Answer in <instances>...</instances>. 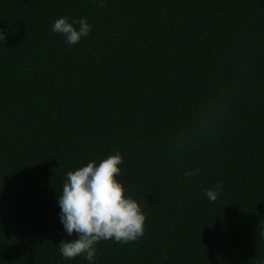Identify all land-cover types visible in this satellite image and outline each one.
<instances>
[{
  "label": "trees",
  "instance_id": "16d2710c",
  "mask_svg": "<svg viewBox=\"0 0 264 264\" xmlns=\"http://www.w3.org/2000/svg\"><path fill=\"white\" fill-rule=\"evenodd\" d=\"M0 29V264H264V0H0ZM115 154L144 234L65 259L66 174Z\"/></svg>",
  "mask_w": 264,
  "mask_h": 264
},
{
  "label": "clouds",
  "instance_id": "9594fccd",
  "mask_svg": "<svg viewBox=\"0 0 264 264\" xmlns=\"http://www.w3.org/2000/svg\"><path fill=\"white\" fill-rule=\"evenodd\" d=\"M74 25H79V29ZM91 30L87 18L70 23L68 17H61L52 26L53 32L64 35L66 42L73 45L88 36ZM3 31L0 29V39L6 41ZM122 162V156L115 154L102 160L98 166L93 161L66 174L62 193L57 197L61 209L59 215L66 233H75L78 238L62 240L58 244L65 259L83 253L87 260L93 261L98 241L114 238L117 242L127 243L143 236L145 215L134 199L125 197L122 184L116 180ZM194 174L189 171L185 177ZM220 187L217 185V190H206L205 195L210 201L217 200Z\"/></svg>",
  "mask_w": 264,
  "mask_h": 264
}]
</instances>
